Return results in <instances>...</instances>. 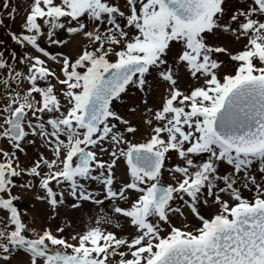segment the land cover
I'll list each match as a JSON object with an SVG mask.
<instances>
[{"label": "snow or ice", "instance_id": "snow-or-ice-1", "mask_svg": "<svg viewBox=\"0 0 264 264\" xmlns=\"http://www.w3.org/2000/svg\"><path fill=\"white\" fill-rule=\"evenodd\" d=\"M0 264H264V0H0Z\"/></svg>", "mask_w": 264, "mask_h": 264}]
</instances>
